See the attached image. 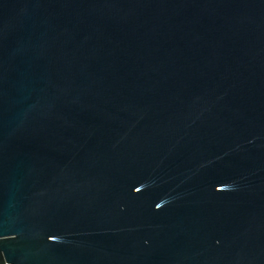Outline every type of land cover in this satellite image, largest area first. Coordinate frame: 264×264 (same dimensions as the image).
<instances>
[{
  "label": "water",
  "instance_id": "95a60500",
  "mask_svg": "<svg viewBox=\"0 0 264 264\" xmlns=\"http://www.w3.org/2000/svg\"><path fill=\"white\" fill-rule=\"evenodd\" d=\"M0 264H264V0H0Z\"/></svg>",
  "mask_w": 264,
  "mask_h": 264
}]
</instances>
